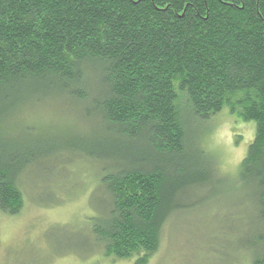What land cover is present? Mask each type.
I'll return each instance as SVG.
<instances>
[{
	"label": "trees",
	"instance_id": "16d2710c",
	"mask_svg": "<svg viewBox=\"0 0 264 264\" xmlns=\"http://www.w3.org/2000/svg\"><path fill=\"white\" fill-rule=\"evenodd\" d=\"M46 94L75 103L91 124L88 138L65 145L72 157L62 165L104 171L97 190L106 203L88 232V254L146 264L183 208L178 199L212 185L184 99L200 121L229 105L256 123L238 180L264 227V0H0V218L20 215L29 170L49 167L56 151L23 141L8 117ZM256 239L240 253L264 264V232ZM69 253L80 254L75 245Z\"/></svg>",
	"mask_w": 264,
	"mask_h": 264
},
{
	"label": "rangeland",
	"instance_id": "374dc122",
	"mask_svg": "<svg viewBox=\"0 0 264 264\" xmlns=\"http://www.w3.org/2000/svg\"><path fill=\"white\" fill-rule=\"evenodd\" d=\"M175 91L179 97L183 93L177 81ZM179 104L189 136L208 154L212 185L188 189V195L183 192L178 199L183 208L170 215L161 244L146 264H250L251 254L241 256L240 251L255 246L264 227L258 224L256 204L238 176L256 137V123L244 121L229 105L210 120L200 121L191 115L185 99ZM80 108L66 97L46 94L26 99L9 114L11 122L20 126L15 135L56 151L48 153L49 167L42 163L29 170L22 183L26 203L20 215L0 218V264H23L18 260L25 256L34 257L35 264H136V258L120 261L98 249L89 254L85 249L93 218L106 198L97 190L102 167L81 161L70 168L62 165L72 157L65 145L92 134ZM198 143L191 146L194 153ZM53 201L62 205H46ZM74 245L80 254L69 253Z\"/></svg>",
	"mask_w": 264,
	"mask_h": 264
}]
</instances>
